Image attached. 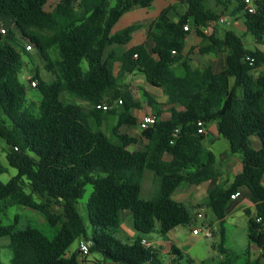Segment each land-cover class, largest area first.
I'll return each mask as SVG.
<instances>
[{"label":"trees","instance_id":"trees-1","mask_svg":"<svg viewBox=\"0 0 264 264\" xmlns=\"http://www.w3.org/2000/svg\"><path fill=\"white\" fill-rule=\"evenodd\" d=\"M51 1L0 0V138L7 145L8 164L18 171L8 183L0 181V213L14 205L32 209L53 232L0 225V237L10 239L11 264H78L79 252L67 256L77 240L90 241V254L104 262L161 264L159 252L143 245L142 236L156 227L166 236L191 224L193 215L173 194L184 185L219 181L216 157L204 146L206 135L199 133L212 122L218 136L229 142L230 152L242 155L243 168L232 183L215 184L204 207L222 225L233 205L231 196L248 189L255 208L254 214L246 212L248 239L264 251V229L256 222L264 219V71L256 74L264 69V0H253V13L245 10L246 0H180L186 6L183 14L175 15L171 5L150 24L152 53L139 45L121 55L108 48L127 45L142 26L133 24L115 34L113 27L127 12L149 8L155 0H57L50 7ZM219 13L242 19L255 48H248L233 31L223 38L205 35L200 28L218 22ZM192 36L204 41L200 55L223 57L219 71L211 65L194 66L185 54ZM28 46L52 76L44 80L37 69L31 78L42 97L37 113L26 107L27 89L19 81ZM135 72L143 73L151 86L166 88L168 102H159L146 90L137 101L122 81ZM71 98L86 103L88 110ZM144 104L156 120L141 131L145 149L131 150L139 138L120 129L138 124L131 111ZM166 112L169 118H163ZM111 119L115 123L106 133ZM254 140L259 149L252 146ZM6 170L0 162V176ZM147 170L155 174L157 191L144 200ZM88 185L94 189L87 205L90 233L78 208ZM53 204L61 212H54ZM121 211L132 214L139 233L130 244L116 236ZM171 249L182 256L174 245ZM220 251L226 253L223 242ZM249 253L244 264H263L262 256L251 259Z\"/></svg>","mask_w":264,"mask_h":264},{"label":"rangeland","instance_id":"rangeland-1","mask_svg":"<svg viewBox=\"0 0 264 264\" xmlns=\"http://www.w3.org/2000/svg\"><path fill=\"white\" fill-rule=\"evenodd\" d=\"M164 1H169L173 4V13L176 15H181L184 10V5L180 0H156L150 10H158L160 9V5L164 3ZM114 0H112V3ZM50 7L55 4L50 3ZM220 17H226V21L224 23L217 22L214 26H212V33L216 34L219 38H223L224 35L228 31H233L238 36H240L245 43V45L250 48H255V38L252 34L248 33L245 30V26L242 20H239L237 17H232L230 13L221 14ZM134 16H137L136 13H132L128 17L122 19V23L114 29L115 32H120L126 25H130L135 21ZM7 28L6 26H4ZM47 34V33H46ZM211 35V34H210ZM209 36V35H207ZM204 41L201 38H197L195 41H190L186 47L185 54L189 55L193 60V64L195 67L204 68L205 66L211 65L216 71H219L223 67V57L216 55H207L202 56L199 54L198 47L202 46ZM26 45V44H25ZM29 53L22 56V68L19 74V81L26 87V107H30L35 113L38 111L39 103L42 99L41 94L36 87L31 86V79L36 70L38 69L41 77L44 80H50L52 76L45 70L43 61L39 58L38 53L35 51V48L28 49ZM51 56L54 60L58 59V55L51 51ZM83 70L88 69V64L86 61L82 63ZM177 71L180 70L179 66H176ZM260 73V72H257ZM256 73V74H257ZM123 83L129 86H134L135 97L138 100L140 97L139 88L137 86H143V82L140 80L138 75H129L125 74L122 79ZM146 83V82H145ZM144 83V84H145ZM150 94L157 98L158 100L165 99V92L161 90H153L150 91ZM77 104L82 105L87 110V104L76 99H72ZM120 110V107L117 106ZM143 108L147 112H151V109L144 105ZM134 114L138 116V118L142 115V110H134ZM114 120L111 119L109 124L104 127L106 133L110 132V127L114 124ZM123 132L128 133L131 136H135L139 138V142L136 145L130 147L131 150L144 149L146 145V141L140 138L141 128L140 127H129L125 126L121 129ZM223 141L220 143H216V145L212 148L216 153L222 152L225 148L227 149L228 141L222 139ZM7 148L6 142L4 139L0 138V162L7 168L6 172L0 176V181L4 184L8 183L10 179L17 175V169L11 167L8 164L6 159V151ZM150 172L146 171L144 176V183L148 180ZM222 180V179H221ZM224 181V179L222 180ZM27 193H31V189L29 186L25 188ZM93 186L88 185L86 187V192L84 196L78 201L79 212L83 217L85 223L87 224V228L89 233L92 231V227L89 223L88 215H87V205L89 199L93 193ZM157 191V185L153 189L145 190L143 187L142 190V198L143 199H151L155 196ZM206 197V196H205ZM35 198L41 202L43 201L41 197L36 196ZM201 202L204 198L202 195L200 196ZM54 212H61L60 206L57 204L52 205ZM207 214V217L204 219H194L193 222L189 225H181L166 236H164L158 227H156L152 233L146 235L148 238L150 245L159 252V260L161 264H224V261L229 260L231 263L229 264H244L246 258V252L252 249L248 239V215L244 212H241V217H237L234 221L229 219L222 225H220L216 218H214L213 212L210 208H206L204 210V214ZM207 220H213L215 222L214 227L212 228V237L206 238L203 236H195L193 234L194 229H203L204 222ZM122 223L124 220L122 218ZM0 225L1 226H11L15 225L18 229H24L28 225L36 226L37 228L43 230L46 234L52 235V229L46 226L43 217L36 211L14 205L9 207L0 213ZM122 226V225H121ZM126 235H132L126 228L123 230H119L117 232V237L119 239L125 240ZM171 241H175L178 245L182 256L172 257L174 255L171 249ZM222 242L224 243V249L226 250L225 254H222L220 251V247ZM10 239L9 237H0V264H11V259L13 257V252L9 247ZM79 244V240L75 241L71 246V250L75 249ZM238 259H236V257ZM235 257V258H234ZM84 261L88 259H101L98 254H90L86 257H83ZM96 264H102V261H95Z\"/></svg>","mask_w":264,"mask_h":264},{"label":"crops","instance_id":"crops-1","mask_svg":"<svg viewBox=\"0 0 264 264\" xmlns=\"http://www.w3.org/2000/svg\"><path fill=\"white\" fill-rule=\"evenodd\" d=\"M56 2H57V0H52L50 3L56 4ZM154 2L152 3V5L154 4ZM152 5L149 8H135V9L127 12L126 14H124L121 17V19L116 23V25L112 29L113 34L118 33V32H115L114 29L122 23V19L128 17L129 15H132V13H136V15H137V16H134V18L136 17L135 21L132 24L126 25L122 28L125 29L126 27L131 26L133 24H140L142 26V28L132 35V39L127 45H115V46L109 47L108 50H114L118 55H121L125 51H127L133 47H136L139 45H144L150 53L153 52L154 42L149 37L150 24L158 17L160 12L164 8L171 6L173 4L169 1H164V3L162 5H160V7H159L160 9L154 10V11L150 10ZM183 5H184V10H185L186 6H185V4H183ZM239 20H242V19H239ZM7 24H9V25H7ZM11 24H12V22H6V24H4V25L11 27ZM243 24H244V22H243ZM245 30H246V27H245ZM50 34L51 33L48 32L46 35H50ZM197 38H199V37L192 36L189 38V42L192 40L195 41ZM260 49L264 50V47H260ZM263 71H264L263 68H260L258 70V72H263ZM129 75H138L140 77V80L143 82V86H137L136 87V88H139L138 90L140 91L139 92L140 97L138 100L135 97V92H134L135 87L130 86V90H131L132 94L134 95V98L137 101L141 100V94H142L141 90H146L148 93H150V91H153V90L158 91V90L162 89L165 92L166 98L163 100H158L157 98L156 99L161 103H167L168 102L169 96H168V93L166 91V88H164V87L156 88V87L151 86L150 84H148L143 73L135 72V73H132ZM144 105H146V104H144ZM143 106H142V109H140V110H142V115L139 118H138V116H136L134 114V110H137V109H134L131 111L132 115L135 116L138 120V124L135 125V127H140V123L142 122L144 117L154 115L153 110L149 106L148 107L151 109V112L145 111ZM169 117H170V114L168 112H166L163 115V118H169ZM123 127H125V126H123ZM123 127H121V129ZM129 127H132V126H129ZM121 129H120L121 133H126V132H123ZM204 129L206 130V134H205L206 135V141L204 142V146L207 150L212 151L216 157V161H217L216 167H217V169L221 175L219 178V181L213 180V181L203 183L201 185H184L181 188H179L177 191H175V193L172 196L173 200L181 202L182 204L185 205V207L188 209V211L193 215V220L195 218L198 219L195 214H196L197 210L199 209L200 205L203 206L201 208H204L206 210V207H204V205L208 200L209 190L217 183L227 184V185L232 183L234 178L242 172V168H243L242 155L241 154H232L229 150V142L227 144V149L225 148L220 153H216L215 151L212 150V148L216 145V143H220L223 141L222 140L223 138H220L218 136L216 123L215 122L209 123ZM126 134H128V133H126ZM252 146L256 149H259L260 143L257 140H254L252 142ZM144 149H138V150H144ZM164 159L166 161H170L171 157L169 155H165ZM147 171H149V170H147ZM149 172H150V174H149L148 180L144 186H143V183H144V177H143L141 194H142L143 187L145 190H150V189H153L155 186V174L152 171H149ZM145 173H146V171H145ZM145 173H144V176H145ZM221 179L222 180L224 179V181H222ZM263 184H264V179H263ZM201 195H202V198H204L202 202L200 201ZM141 198H142V195H141ZM144 200H147V199H144ZM254 209H255L254 204L251 202L250 191L246 188H243V189H241L238 198L233 199V205L230 208L229 213H228L224 223L226 221H228L229 219H232L234 221L237 217H241V212L246 213L247 211H251L254 214V211H255ZM120 216H121V222H123L122 218L124 220V223L121 224L122 226H121L120 230L122 231L123 228H126L132 234L130 236V235H126L124 233L125 240H122V239L121 240L125 243L130 244L134 241L135 238L138 237L139 233L134 228V225L132 222V214L129 211H121ZM204 216L207 217V214L205 213ZM214 218H215V216H214ZM218 223L221 225V223L219 221H218ZM204 225L209 226L210 229L212 230V228L215 225V222L213 220H207V218H206ZM142 237L145 238L147 240L148 245L151 246L148 238H146V236H142ZM80 242H81V240H79V244H80ZM79 244L77 245V247L75 249H73V250L69 249V251L67 252V256H70L71 254L78 252ZM170 244H171V248H172V245H174L177 249H179V247L175 243V241H171ZM251 246H252V249L250 248V253H249L248 257H250L251 259H256L258 257H261L262 256V254H261L262 249H259L255 245H251ZM172 257H175V255H172ZM96 260H98L100 262L102 261V259H95V260L88 259V260L84 261V258L80 254L77 255L78 264H96L95 263ZM262 263L264 264V259H263ZM102 264H112V263L102 261Z\"/></svg>","mask_w":264,"mask_h":264},{"label":"built area","instance_id":"built-area-1","mask_svg":"<svg viewBox=\"0 0 264 264\" xmlns=\"http://www.w3.org/2000/svg\"><path fill=\"white\" fill-rule=\"evenodd\" d=\"M245 10L248 11L249 13H253L255 12V6L253 4V0H246V5H245ZM226 17H220L219 18V21L220 23H224L226 21ZM217 22H210L209 23V26L206 27V28H200V30L205 34V35H210L212 34V26H214ZM189 29V26H186L185 27V30H188ZM3 32H5L3 30ZM28 49H32L31 47L28 46ZM175 54V52H173ZM137 57V55H135V58ZM31 81V79H30ZM31 86L33 87H36V84H37V81H31ZM119 104H122V101H119L118 102ZM101 106H99L98 108H100ZM102 108L103 109H107L106 107V104H103L102 105ZM156 120V116L155 115H150V116H146L143 118L142 122L140 123V127L141 129H144L146 128L148 125L150 124H153ZM176 133H178V130H176ZM199 133L200 134H206V130L204 128L200 129L199 130ZM239 196V193L235 194V195H232L231 198L232 199H236L238 198ZM204 208H199L196 212V217L198 219H204L205 216H204ZM256 222L258 224H260L262 226V228L264 229V219L262 217H258L256 219ZM193 234L195 236H203V237H206V238H209V237H212V230L210 229L209 226H206L204 225V228L203 229H194L193 230ZM142 244L149 247L148 243H147V240L145 238H143L142 240ZM90 247H91V242L90 241H81L80 244H79V248H78V252L79 254L82 256V257H86L88 255H90ZM261 254L263 256V259H264V251L261 250Z\"/></svg>","mask_w":264,"mask_h":264}]
</instances>
